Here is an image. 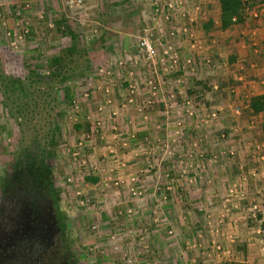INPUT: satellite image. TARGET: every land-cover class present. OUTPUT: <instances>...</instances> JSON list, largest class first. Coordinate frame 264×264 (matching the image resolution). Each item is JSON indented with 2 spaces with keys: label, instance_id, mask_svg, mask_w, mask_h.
<instances>
[{
  "label": "rangeland",
  "instance_id": "374dc122",
  "mask_svg": "<svg viewBox=\"0 0 264 264\" xmlns=\"http://www.w3.org/2000/svg\"><path fill=\"white\" fill-rule=\"evenodd\" d=\"M71 1L0 0V194L14 169L35 166L83 264H264V111L246 107L255 90L234 92L222 55L239 40L179 33L182 62L198 69L163 72L138 40L161 0ZM68 27L78 53L47 78Z\"/></svg>",
  "mask_w": 264,
  "mask_h": 264
},
{
  "label": "flooded vegetation",
  "instance_id": "af4514ba",
  "mask_svg": "<svg viewBox=\"0 0 264 264\" xmlns=\"http://www.w3.org/2000/svg\"><path fill=\"white\" fill-rule=\"evenodd\" d=\"M33 168L14 169L0 194V264H83L65 242L49 180Z\"/></svg>",
  "mask_w": 264,
  "mask_h": 264
},
{
  "label": "crops",
  "instance_id": "0c3cea01",
  "mask_svg": "<svg viewBox=\"0 0 264 264\" xmlns=\"http://www.w3.org/2000/svg\"><path fill=\"white\" fill-rule=\"evenodd\" d=\"M192 5L203 4V11L204 14L207 13V17H203L202 15L198 16V21L194 24V36L195 39L201 38V41H197L200 44L202 42H210L212 44L216 43L218 39H210V37H220V40L223 43L227 42L229 45H234L237 40L240 42L241 49L234 52L232 57L229 56L231 52H223L222 55L227 56L226 58H232L229 60L230 68L227 71V78L228 81H234L239 85V87L234 90L236 94L242 93V91H247L248 88L250 90H255L254 96H262L264 95V59H262L258 54L259 50L257 47L264 48V4L259 5L258 7L254 8L245 19L244 23H237L230 27L227 30H222V28L218 30H212L210 25L216 24L220 25L221 22V3L220 0H191ZM202 7V6H201ZM205 7V8H204ZM211 12L213 13L214 17L211 18ZM195 14L193 11L191 12ZM210 14V15H209ZM257 14L260 19H253L258 18L255 17ZM217 15V17H215ZM210 16V17H209ZM205 26V28H203ZM200 28V29H199ZM199 31V32H198ZM127 40V38H126ZM243 43V44H242ZM248 43V45H247ZM197 44V43H196ZM182 46V43H178V47ZM184 46V43H183ZM182 46V47H183ZM254 47V51L251 52L247 49V47L251 48ZM233 47V46H232ZM252 49V48H251ZM221 50V49H220ZM262 53V50H261ZM224 56V57H225ZM249 65L250 67L245 68V66ZM225 75V72L223 73ZM243 91V93H244ZM244 95V94H243ZM251 100L247 102L246 107H250ZM249 99V97H246ZM152 181H149L147 185V198L150 200L153 196H157L156 190L154 191L153 186L155 184ZM155 187V186H154ZM245 247L248 251H253L259 248L252 245L250 242H247ZM250 256H247V262H243L245 264H252L249 261Z\"/></svg>",
  "mask_w": 264,
  "mask_h": 264
},
{
  "label": "built area",
  "instance_id": "2783aa9c",
  "mask_svg": "<svg viewBox=\"0 0 264 264\" xmlns=\"http://www.w3.org/2000/svg\"><path fill=\"white\" fill-rule=\"evenodd\" d=\"M83 1L84 0L71 1L69 5L72 7H81ZM191 3V0H161L155 2L151 19L153 27L146 25L138 36L139 50L144 59L154 66L159 65L163 72H184L187 67H190L192 71L198 69L199 65L196 63L194 56L193 58H188L185 62H182V56L176 42L177 35L182 32L185 34V37L190 39L195 38L191 28L186 27V25H194L197 22L199 15H205L199 4L193 6ZM192 11L195 14L191 13ZM255 17H258L257 14ZM184 21H186V23ZM163 24H171V28L167 31L165 29L166 25L162 28ZM180 24H184V27H177ZM165 39H167L165 44H161ZM158 44H161V53L158 50ZM196 46L197 44L192 45V48L194 49ZM212 58L213 57H208L204 59L203 64H214ZM213 88L218 90L219 87L218 85H214ZM186 104L191 105V102L186 100ZM192 114L193 113H191V115ZM213 116L215 117L216 115L213 114ZM165 199L166 198H164V200ZM83 204L84 203H82V205ZM154 214L157 215V211H155ZM159 222L158 219H155L156 224ZM262 249L264 251V247ZM214 251L221 252V245L214 244ZM223 255H230V251H225Z\"/></svg>",
  "mask_w": 264,
  "mask_h": 264
},
{
  "label": "trees",
  "instance_id": "16d2710c",
  "mask_svg": "<svg viewBox=\"0 0 264 264\" xmlns=\"http://www.w3.org/2000/svg\"><path fill=\"white\" fill-rule=\"evenodd\" d=\"M221 3V28L227 30L237 23H244L248 14L259 5L264 4V0H220ZM62 29L63 28H59ZM67 34L71 37L72 45L59 56L51 60L53 72H50L47 78L56 77L63 70L65 64L70 58L78 53V36L68 27ZM42 79V77H41ZM51 79V78H50ZM50 79H47L50 81ZM53 79V78H52ZM53 83V82H52ZM253 113L264 111V95L253 98L250 104V110Z\"/></svg>",
  "mask_w": 264,
  "mask_h": 264
}]
</instances>
